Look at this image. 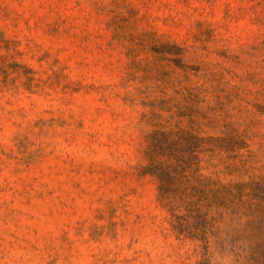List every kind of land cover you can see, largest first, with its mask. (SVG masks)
I'll return each instance as SVG.
<instances>
[{"label": "rangeland", "instance_id": "rangeland-1", "mask_svg": "<svg viewBox=\"0 0 264 264\" xmlns=\"http://www.w3.org/2000/svg\"><path fill=\"white\" fill-rule=\"evenodd\" d=\"M157 131L225 145L196 187L256 215L178 236ZM263 237L264 0H0V264H264Z\"/></svg>", "mask_w": 264, "mask_h": 264}, {"label": "trees", "instance_id": "trees-1", "mask_svg": "<svg viewBox=\"0 0 264 264\" xmlns=\"http://www.w3.org/2000/svg\"><path fill=\"white\" fill-rule=\"evenodd\" d=\"M171 136L176 140L171 141ZM210 141L211 138L204 140L191 132H154L147 152L149 164L144 170L158 180V200L169 213L172 230L178 236L199 240L204 249L208 247L213 224L224 214L248 218L256 215L257 209L245 195L234 194L229 185L220 184L218 179L210 183L214 188L208 192L197 189L196 186L205 185V179H200V175L197 178L202 150L218 155L222 148L227 149L222 144L204 148ZM255 245L264 262V237Z\"/></svg>", "mask_w": 264, "mask_h": 264}]
</instances>
